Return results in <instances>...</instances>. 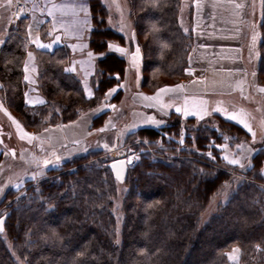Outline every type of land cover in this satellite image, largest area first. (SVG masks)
I'll list each match as a JSON object with an SVG mask.
<instances>
[{
	"label": "trees",
	"instance_id": "obj_1",
	"mask_svg": "<svg viewBox=\"0 0 264 264\" xmlns=\"http://www.w3.org/2000/svg\"><path fill=\"white\" fill-rule=\"evenodd\" d=\"M181 3L129 0L143 54L142 84L148 89L188 75L193 37L180 24ZM89 9L93 28L88 44L102 54L89 96L81 78L65 70L67 46L33 48L44 103L30 105L23 78L29 19L23 17L9 29L0 48V91L26 128L41 132L96 109L91 124L95 130L109 114L107 92L123 81L127 68L126 59L109 46L113 41L124 44L125 37L108 26L102 0H89ZM48 24L40 26L44 38L49 37ZM260 29L258 73L264 83V0ZM122 92L118 89L111 100L119 101ZM215 118L239 136L250 137L236 122ZM180 124L179 115L171 114L169 124L133 132L135 144L144 151L124 181L120 239L115 215L120 182L104 161L105 152L91 151L50 168L36 184L28 181L25 189L7 193L0 264H264V144L256 146L246 167H232L214 145L209 147L212 156L178 152L164 137ZM199 127L198 149H206L211 137L220 141L216 128ZM159 139L166 147H158ZM145 145L154 147L156 156Z\"/></svg>",
	"mask_w": 264,
	"mask_h": 264
},
{
	"label": "rangeland",
	"instance_id": "obj_2",
	"mask_svg": "<svg viewBox=\"0 0 264 264\" xmlns=\"http://www.w3.org/2000/svg\"><path fill=\"white\" fill-rule=\"evenodd\" d=\"M102 1L106 6L108 15L110 13L108 25L128 36V42H136L137 36L134 29V21L131 16L129 0ZM18 2L28 4L30 9V15L27 17L29 23L27 21L26 24L27 49L23 69V78L27 86L25 90L26 101L34 106L40 104L39 101L43 100L39 91V65L35 56V49H48L38 47L34 43L37 38L41 44L44 45L46 43L49 45L50 49L48 51H51L58 45L67 46L70 51V57L65 69H74L72 72L81 78L86 94L88 96L92 95L90 80L94 76L97 59L101 56V53L96 54L87 46L90 31L93 28L89 0H11L10 6L7 0H0V5L5 10L3 13H9L11 17V20H8V22L5 21L9 29L14 27L18 20L22 18L14 14V6ZM191 2L192 0H182L181 3V9L183 5L186 18L189 16L188 11L190 10ZM48 21L50 23L48 24L49 37L44 38L41 34L40 26L43 22ZM183 25L186 24L184 23ZM90 53L91 55H89ZM232 61L236 62V60ZM257 87L259 89L264 88V83L259 82V77ZM129 95L126 94L114 110H110L104 126L91 131L87 137L77 138L75 140L76 145L71 147L70 150L68 149L70 145L68 142L54 147L47 144L41 138L39 132L36 131V136L33 133H29V135L21 139L22 134H28V129L21 125H19L20 129L17 128L16 120L13 119V117L16 119L17 117L12 109L7 106L3 91H0V218L9 214V211L6 210L8 203H5L9 201L6 196L10 190L17 192L22 188L25 189L28 187V181H33L36 184L40 178L47 175L50 168L57 167L66 160H73L79 156L87 155L91 151L105 152L104 161L108 160L106 164L113 159L129 155L130 161H132V163H129L130 167V165L140 159L144 147L135 144L136 141L134 140L138 137L133 132L136 129L129 127V122L131 121L130 111L134 110L133 107L135 105L132 103L133 101ZM230 95L227 96L229 97ZM233 98L236 99L237 97ZM109 107L111 108V106ZM201 125L206 131L216 128V132L220 138L218 142L215 141L214 137H211L209 146L204 150L198 149L195 143L199 132L198 130H200L199 126ZM164 138L166 142L175 143L178 152L181 150H189L206 156H212L213 151L209 147L214 145L216 150H220V153H223L224 158L227 157L225 159L227 162L236 159L244 167L249 163V160L256 150V146L264 144V135H262V138H258V141H253L251 136L247 138L239 136L231 131L227 125L225 127L221 126L215 117L206 118L201 121L196 120L193 123L181 121L178 129L170 133L165 132ZM157 143H159L158 147H166V143L161 144L160 139ZM241 145L243 147H238ZM145 146H147L148 152L156 156L154 147L149 145ZM232 165V167L236 166L234 164ZM237 166L239 167V165ZM126 190L127 186L124 182H120V196L115 202V215L118 223L117 234L119 239L123 222L121 210L122 197ZM4 229L0 232L3 236L5 234ZM6 241H8L9 247L12 249L11 242L7 238ZM13 254L15 255V253ZM229 259L231 260L230 257Z\"/></svg>",
	"mask_w": 264,
	"mask_h": 264
},
{
	"label": "crops",
	"instance_id": "obj_3",
	"mask_svg": "<svg viewBox=\"0 0 264 264\" xmlns=\"http://www.w3.org/2000/svg\"><path fill=\"white\" fill-rule=\"evenodd\" d=\"M262 8L263 0H192L186 18L182 5L180 24L193 37L188 75L153 90L142 84L143 54L137 38L136 42L130 43L128 36L120 32L125 43L113 41L111 48L126 59L127 68L123 81L107 92L105 102H108L107 107L111 106L108 109L114 110L125 95L130 94L136 107L134 105V110L130 111L129 127L135 129L160 128L169 124L171 114H178L181 121L188 118L201 121L216 115L235 116L236 120L230 121H242L237 124L250 134L253 141H258L264 135V91L257 87ZM3 11L0 5V48L9 32L5 21L11 20L9 13ZM39 41L37 38L34 43L38 46ZM178 85L182 87L178 88ZM113 89L123 91L117 102L111 100L116 92H111ZM161 89L171 91L161 92ZM97 112L96 109L88 110L69 122L49 125L39 134L47 144L57 147L68 142L70 149L76 145L77 138L87 137L94 131L91 124ZM13 119L26 128L18 119ZM245 124L251 132L244 127ZM29 133L37 135L33 129H28Z\"/></svg>",
	"mask_w": 264,
	"mask_h": 264
},
{
	"label": "water",
	"instance_id": "obj_4",
	"mask_svg": "<svg viewBox=\"0 0 264 264\" xmlns=\"http://www.w3.org/2000/svg\"><path fill=\"white\" fill-rule=\"evenodd\" d=\"M108 166L110 167L113 175L119 182H124L128 177L129 164L127 162L126 157L113 159L108 163ZM7 216L8 215H5L0 218V227H2V230L4 228Z\"/></svg>",
	"mask_w": 264,
	"mask_h": 264
},
{
	"label": "snow or ice",
	"instance_id": "obj_5",
	"mask_svg": "<svg viewBox=\"0 0 264 264\" xmlns=\"http://www.w3.org/2000/svg\"><path fill=\"white\" fill-rule=\"evenodd\" d=\"M7 3H8V5L10 6V4H11V0H7ZM38 47H48V45H43V44H39L38 45ZM110 48L112 47L111 45L109 46ZM117 50H119V51H122L121 49H117ZM89 55H91V53L89 54ZM25 79H27V77H25ZM178 88L179 87H182V86H177ZM262 91H264V89H261ZM116 91V89H113V90H111V92H115ZM161 92H163V91H171V89H161L160 90ZM111 92L109 93V95L111 94ZM145 99H154L153 97H145ZM39 103H44V101L43 100H41V101H39ZM114 107V106H113ZM177 111H179V109H177ZM218 111V110H217ZM226 119H229V120H236V117L235 116H227V117H225ZM201 119H203V117H201ZM15 122V121H14ZM17 123V128L18 129H20V126H19V124H18V122H16ZM237 123H242V121H238L237 120ZM244 127H246V128H248V131L249 132H251V128L250 127H248V125H244ZM101 131H103V129H101ZM27 135H29V134H22L21 135V139H23V138H25V136H27ZM254 135V134H253ZM238 147H243L242 145L241 146H238ZM210 155V154H209ZM225 159H227V157H225ZM132 161H129V163H131ZM228 163H230V164H234V165H239L240 167H244V165L243 164H240V162H239V160H236V159H233V160H229L228 161ZM0 232H2V227H0Z\"/></svg>",
	"mask_w": 264,
	"mask_h": 264
},
{
	"label": "built area",
	"instance_id": "obj_6",
	"mask_svg": "<svg viewBox=\"0 0 264 264\" xmlns=\"http://www.w3.org/2000/svg\"><path fill=\"white\" fill-rule=\"evenodd\" d=\"M15 8H14V14L15 15H19V17H28L29 15H30V9H29V6H28V4H25V3H23V2H18V3H16L15 4V6H14ZM44 45H47L46 43L44 44ZM87 46H89V44L87 43ZM40 48H43V49H50L49 48V45H48V47H40ZM89 48L90 49H92L90 46H89ZM93 50V49H92ZM96 53V52H95ZM96 54H98V53H96ZM66 70V72H70V73H73L72 71L74 70H68V69H65ZM126 159H127V162H128V164H129V161H130V156L128 155V156H126ZM132 163V162H131Z\"/></svg>",
	"mask_w": 264,
	"mask_h": 264
}]
</instances>
